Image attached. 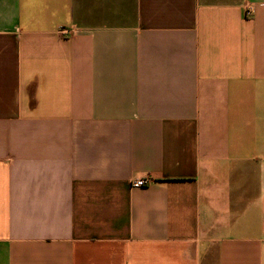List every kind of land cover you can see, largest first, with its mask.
<instances>
[{"label": "crops", "instance_id": "0c3cea01", "mask_svg": "<svg viewBox=\"0 0 264 264\" xmlns=\"http://www.w3.org/2000/svg\"><path fill=\"white\" fill-rule=\"evenodd\" d=\"M0 264H264V0H0Z\"/></svg>", "mask_w": 264, "mask_h": 264}, {"label": "built area", "instance_id": "2783aa9c", "mask_svg": "<svg viewBox=\"0 0 264 264\" xmlns=\"http://www.w3.org/2000/svg\"><path fill=\"white\" fill-rule=\"evenodd\" d=\"M251 15H253V8L248 6L246 9V16H251ZM63 32L65 34L70 33V31L67 29H65ZM150 182H151V178L148 176H144V177H140V178L132 180L131 184L133 187H144V186L148 185Z\"/></svg>", "mask_w": 264, "mask_h": 264}]
</instances>
